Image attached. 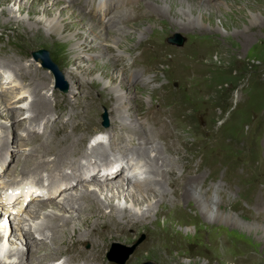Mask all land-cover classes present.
I'll return each mask as SVG.
<instances>
[{
	"label": "rangeland",
	"instance_id": "1",
	"mask_svg": "<svg viewBox=\"0 0 264 264\" xmlns=\"http://www.w3.org/2000/svg\"><path fill=\"white\" fill-rule=\"evenodd\" d=\"M113 1L45 2L44 5L50 7L52 16H76L73 21L64 20L69 27L77 26L64 35L52 33L46 24L48 18L43 14L44 6H34L35 0H18L0 7V62L8 59L17 61L18 65L28 66L35 71L39 79H49L48 86L41 95H46L53 106V114H48L47 119L43 120L40 116L35 118L36 123H31L28 119L32 113L26 111L34 104L30 82L21 80L13 68H4L5 65L0 63V107L2 110L7 108L14 120L11 128L0 134V200H3L8 191L23 187L34 189L28 193L29 208L22 211L21 206L19 211L9 212L19 216L18 225L8 232L4 241V234L0 236L3 245L0 262L18 264L23 259L24 262L28 261L26 264H45L46 260H51V255L59 253L57 256L64 257L57 264H64L67 260L70 264L69 258H65L66 254L73 250H85V255L90 256L88 260L94 264H117L108 257L112 245L131 248L144 238L126 264H264L262 231L248 229L234 220L209 217L196 205L194 198H179L187 188L193 191L200 189L205 196L213 197L214 203L222 211L235 214L245 222L264 225V0H193L209 7L195 11V18H200L198 22L195 21L194 26L186 29L183 28L185 25H179L172 17L170 8L163 10L156 6V10L149 7L148 2L154 4L155 0H137L130 3L126 1L124 6ZM213 2H221L223 5L215 6ZM20 4L26 6V10H20ZM70 5L74 7L71 8ZM30 8L38 10V14L29 16ZM2 10H6L13 21L2 16ZM203 15L211 17V20L203 19ZM38 23H41L44 38L33 36L29 31ZM88 23H94L96 27L100 24L99 28L108 30V33L105 30L104 34L97 32L96 37L88 36ZM129 27L132 28L126 29ZM113 29L121 30V34L127 36L125 42L118 45L121 46L120 49L114 44L118 43V39H112L114 43L110 40L111 35H118ZM176 34L184 39L182 46L170 42ZM75 37L81 38L82 42L85 39V47L78 50L79 44H67V40ZM75 47L77 52L74 53L72 49ZM40 50L49 53L51 61L59 69V77L44 68L41 61L34 59L33 52ZM104 51L109 53L108 57L103 55ZM119 52L123 53L118 55ZM108 63L114 65L113 81L100 70ZM79 66L94 72L85 73L83 68L77 69ZM123 77H126L129 88L132 89L127 92H133L131 99L135 120L139 116V122L144 128L140 135L124 131L118 117V106L113 97L114 89L120 87ZM96 102L99 104H95ZM33 115L35 116L34 113ZM105 115L108 118V127L104 126ZM22 123L25 128L19 129L16 125ZM61 127L65 128L62 131H67L74 139L83 136L79 146L87 154L91 153L92 148L102 144L109 152L105 155L107 161L109 154L110 162L143 160L132 163L133 165L128 163L124 176H116L112 180L113 185L122 184L124 191H115L116 198L111 200L115 206L131 211L135 209L139 214L151 210L150 217L144 220L141 228L112 232L108 241L102 243L104 249H95L100 255L93 259L91 250L95 241H99L96 234L82 237L79 244L68 245L53 243V239H61V228L51 238L41 235L42 230L48 232V225L51 227L57 222L61 224L64 218L78 219L83 214L87 215L92 198L86 197L87 204L82 214L47 208L43 210L46 211L43 215L33 218L39 212L38 199L42 193L49 197L47 200L60 203L64 198L74 195L79 199V194L83 192L69 190L73 185L54 193L48 186L51 180L54 181V177L47 172L24 175L21 174L22 165L15 169L19 161L25 163V158L26 162L32 160L33 166L50 161V154L36 151L39 149L37 141L41 136V143L51 142L54 134L52 132L58 130L59 146L65 147L71 143H63ZM103 129L109 130L91 139L89 146L93 147L85 146L90 136ZM120 135L135 141L133 145L125 141L127 149L132 152L128 156L122 155L120 144H116ZM146 143L148 144L145 146ZM138 145L142 147L141 150L137 149ZM145 147L151 158L135 159V154L142 152ZM158 153H164L162 157L173 163L169 167H163L162 161L155 165L157 161L153 159ZM91 161L96 168L99 163L97 158L93 157ZM77 163L81 164V172L77 174L87 177L90 163L87 159ZM160 168L167 175L170 173V177L157 174ZM99 170L100 168L97 173ZM147 176L150 177L144 182ZM127 177L133 183L128 182ZM40 178H43L41 183L38 182ZM150 178L164 184L169 197L178 201L172 202L176 205L173 213L156 216L155 206L159 196L154 198L151 195L152 197L146 199L148 202L141 198L144 203L140 206L132 203L131 195L138 191L135 181H143L144 186ZM167 182L172 184L168 185ZM98 183L91 184L89 188H96L100 192L99 200L104 202L107 191H99ZM152 188L158 195L162 193L160 184L154 187L152 185ZM51 192L54 196L49 195ZM20 195L18 193L19 197ZM174 195L176 198L172 197ZM29 210L32 217L29 216ZM104 212L110 214V209H105ZM49 213L57 214L58 218L44 216ZM202 224L220 227L226 229V232H236L241 238L230 249L228 246L224 251H218L208 243L206 234L200 231ZM20 225H32L40 248L32 249L26 244V240L21 239ZM83 229L88 234L89 229ZM12 231L14 233L9 237ZM83 238L86 239L84 243ZM18 251L21 253L17 254ZM51 264H56V261Z\"/></svg>",
	"mask_w": 264,
	"mask_h": 264
},
{
	"label": "bare ground",
	"instance_id": "2",
	"mask_svg": "<svg viewBox=\"0 0 264 264\" xmlns=\"http://www.w3.org/2000/svg\"><path fill=\"white\" fill-rule=\"evenodd\" d=\"M136 1L137 0H114L113 3L121 5V6H124L125 2L126 3H130V2H136ZM155 1L156 2H154V4H151V3L148 2L149 7L152 6L156 10H157L156 6L159 9H163V10H167L168 8H170V12H171L172 17H174V19H176V22L179 25H185L186 27L182 26L184 29L190 28L191 26H194L193 24H196L195 23L196 20L198 22L200 17L195 18V14H196L195 11H197V10H201L202 11V9H205V7L206 8L209 7L208 5L207 6L204 5L202 2H196V1H193V0H155ZM11 2H13V3L14 2H18V0H0V7H4L8 3H11ZM45 2H48V0H35L34 6H36V7L40 6V5L44 6L43 14H44V16L46 18H48V20L46 21V24L50 27V29L52 30V33H57V35L58 34L64 35L67 32H70V31H72L73 29H75L77 27V26L69 27L67 24L64 23V20L73 21L76 18V16H74L72 14H71L70 17L68 16L67 18L65 17L66 14L65 15L61 14V15H53L52 16V15H50V7L45 6L44 5ZM214 5L215 6H220V5H223V4L221 2H215ZM70 7H71V5H70ZM73 7H71V8H73ZM210 8H212V7H210ZM20 10H26V6H23V5L20 4ZM190 13H191L192 16H194V18L190 15ZM36 14H38V10H36L35 8H30L29 9V11H28V15L29 16H33V15H36ZM1 15L2 16H6V17H8L10 19L9 13L6 10H2ZM157 15H159V14L157 13ZM176 15L178 16L177 18H176ZM200 15H201V12H200ZM78 16H80L79 13H78ZM71 17H72V19H70ZM82 17H84V16H82ZM85 18L86 17H84V19ZM208 18H209L208 16H204L203 15V19H208ZM117 19H116V21H117ZM10 21H13V19L11 18ZM87 21H89V20H87ZM118 22H120V21H118ZM40 24L41 23L36 24L29 31H31L33 36L44 38L43 35H42V31H41V28H40L41 25ZM108 24H109V22H108ZM99 25H98V27H96L94 25V23H88L86 25L88 36L96 37L97 36V32L104 34L103 32L106 29H103L102 27L99 28ZM114 26H115V24H114ZM107 27H110V26L108 25ZM135 27H136V25H135ZM131 28L132 27H129V28H126V29H131ZM113 30H115V32H117L118 35H115V34H114L115 36L111 35L112 38L110 40H112L114 38L118 39V43H114L115 39L112 40V43H114L117 46V49H120L121 46H118V45H122L125 42V40L127 39V36H123L121 34V30H117V29H113ZM105 32L108 33V30H106ZM51 36H53V35H51ZM84 41H85V39H84ZM81 42H82V39L81 38H76V37L73 40H67V44H69V46L73 45V44L74 45H78L79 44L78 45V48H79L78 50L82 49V47H85V43L86 42H84V46L82 45L83 42H82V44H81ZM87 45H90V44H87ZM72 50L74 51V53L77 52V48L76 47L73 48ZM121 53H123V52H119L118 55H120ZM103 55L105 57L106 56L108 57L109 53L106 54V51H104ZM114 56H117V55H114ZM0 63H2V65H5L4 68L5 67L6 68H13L14 72L17 75L20 76L21 80H24V81L27 80L28 82H30V85H31V89H30L31 92L30 93L34 94V99H33V101H34L33 103L34 104H32L30 106V108L27 109L26 111L28 113L31 112L32 116H34L33 113L35 114L34 117L31 116L28 119V120L31 121V123H33V122L36 123L37 120H35V118H37V117L42 116L43 120H44L48 114H49L48 116H50V114H53L52 113L53 112V106L51 104L50 99L46 95L45 96L41 95L42 91H44L45 88L48 86V83H49L48 81H50L49 79L48 80H47V78L44 79V77L42 79H39L40 77L35 73V71H33L30 67L28 68V66L18 65L17 61H11V60L8 59V60H3ZM73 64L75 66V63H73ZM11 65H13V66H11ZM113 67H114L113 64H111V63L109 64L108 63L107 65L105 64L104 66H102L101 69H100V70H102V72H104L106 77L110 78L111 81L114 80V77L112 76V74H113L112 73V68ZM82 68H83V70L86 69V68H84L82 66H79L77 69H82ZM92 72H94V71L93 70H88V69L85 70V73H92ZM128 83H129V81L126 79V77H123L121 79V83L119 85L120 87L114 89L115 95H114L113 98H115V100H116V103H117V106H118L117 107V110H118L117 113L119 114L118 117H119V119L122 122L121 124H123V126H124V127H122L124 129V131H127L128 133H133L135 135H140L141 133L143 134L144 128H143V125L139 122L140 120H139V116L138 115H137L138 116L137 121L135 120L136 116H135V111H132L133 104H132V99H131V97H133V92L132 93H128L127 92L128 89L132 90L131 88H129V84ZM9 87L10 86L8 85V88ZM36 89H38V90H36ZM24 98H22V99H24ZM87 102H89V101H87ZM68 104H71V103H68ZM95 104H99V103L96 102ZM4 109L5 110H2L1 107H0V120H4V122L6 121L5 123H1V121H0V134L3 131H5V130L7 131L9 128H11V126L14 123V120H13V118L11 116V113L8 111L7 108H4ZM114 124H116V122ZM16 126H19V129H21L22 127L25 128L23 123H22V125L18 124ZM64 129H65L64 127H61V132H60L61 135L63 134V136H64V139L62 140L63 143L71 142L68 145H66L65 147L59 146L60 145L59 144V139L60 138H58V130H54V129H53L54 132H52V134L54 133L53 134V140L51 142H45L44 143L43 140H42L43 143H41L40 140H41L42 136L37 141L39 149L37 148L36 151L41 150V151H44L45 154L46 153L50 154L49 155L51 157L50 161L44 162L43 164H39V165L35 164V166H33L32 165V160H29V161L27 160V162H26L27 158H25V163L24 162L20 163V161H19L17 163V165L15 166V169H17V167L22 165L21 174H24V175L31 174V173L39 174L42 171L47 172L48 175L50 174L51 177H54V181L51 180V182L48 185V186H50V189L54 193L59 191L60 189L67 188V187H72L73 185H74V187L73 188H69V190H76L77 193L83 192V194H79V199H76V197H74L75 196L74 195V196H71V197L64 198L63 201L60 202V203H55L53 201L47 200L49 197L46 196V193H42L41 197H39V199H38L40 201L39 202L40 204H38L39 212L36 213L35 216H33V214L31 213V210H29L28 213H29L30 217L33 216V218H34V217H37V216L39 217V215H43L46 212V211L43 212V210H46L47 208H59V209H63L64 211H75V212H78V213L82 214L84 212L83 211L84 206H85V204H87L86 203V197H91L92 198V200L89 201L91 203V206L89 205L90 206V210L87 213V215L83 214L78 219H74V218H72V219L66 218L65 219L64 218L63 222H61V224H57V223H59V222H57L55 225H52L51 227L48 225L47 228H46L48 232H45V231L42 230L41 235H44V237L49 236L51 238L52 235L56 236V230L61 228L62 229L61 236H60L61 239L60 240L53 239V243L56 244V245H68L69 243L79 244L82 237H86V236H88L90 234H96L99 237L98 238L99 241H95V245L93 246V248L91 250V253H92L91 257L93 259L94 256L100 255L99 252H96L95 249L102 248L103 247L102 243H106V241H108L109 235L112 232H115V231L127 232V231H130V230L133 231V229H135V228L136 229L137 228H141L142 225H144V220H147L150 217L149 216V214H150L149 212H151V210H147L146 213L142 212L141 214H139V212H137L134 209V210H132V211L135 212L134 213L131 210L121 209V208L115 206L114 201L111 200L113 198H116L115 191H116V193H122V190L124 189V188H122V187H124V186H122V184H119L118 186L116 184L113 185V181L112 180L116 176H118V178H122L124 176L123 174L126 173V171H127V167L129 165L128 163H131V164L133 163L134 164V163H138V161H143V160H136V161H133V162L128 160V163H126V162L123 163L120 160H118V161L117 160H114V161L111 160V162H110V159H111L110 157L111 156L109 154L108 155V161H107L105 155H106V153H109V152L106 151L102 147V144H99L95 148H92L91 153L87 154V152L84 151V149H81L80 146H79V144L81 143L80 141L83 140V136H81L80 138L78 137V138L74 139L67 131H62ZM103 130L102 131H98L95 135L90 136V139L85 144V146L87 145L88 148L93 147L92 145L89 146L91 139L94 138V137H98V135L100 133L107 132L109 129L104 130V131ZM76 131H77V129H76ZM76 131H75V133H76ZM150 131H152V130L150 129ZM112 132H113V130H112ZM148 136H146V137H148ZM134 137H136V136H134ZM150 137H152V136H150ZM71 139H73V142H72ZM56 140H57V142H56ZM142 140H144V139H142ZM125 141H127V143L129 142L131 145H133V143H135V141L130 139V138H125V137H123L121 135L117 139L116 144L117 143L120 144L119 147H120L122 155L124 154V155L128 156L132 152H129V150L127 149L128 145H127V143H125ZM147 144L148 143H146L145 146ZM54 147L56 148L55 150H54ZM138 148H140V150H141L142 147H140L138 145L137 149ZM142 150H143L142 152H140V153L138 152L137 154H135L136 155L135 159H144V158H147V157L151 158V157H149V151L147 150L146 147L144 149H142ZM163 154L164 153H158V155L155 156V158L153 160H155L157 162H155L154 164L158 165L159 162L162 161L163 167H169L173 162L169 161V159H165L164 157H162ZM93 157H96L97 160H98L97 162H99L98 165L96 166V168L94 167L95 163H92L93 161H91V159ZM102 158H103V160H102ZM83 159H87L88 163H90L89 164V169H90L89 170V175H87V177H84L82 174L78 175L81 172V164L79 163V165H78L77 162H79V161H81ZM157 167H159V166H157ZM77 168H79V171L75 172V170H77ZM99 168H100V170H99L98 173H100V174L97 173ZM161 169L162 168L158 169L156 173L161 175V176H166L167 174L165 172H163ZM59 172L64 173V175H58V174H61ZM77 175L79 177H77ZM167 176L170 177V173ZM149 177L150 176H147L145 178L144 182H146L149 179ZM61 178H63V179H61ZM127 180H128V182H132L133 183V181H131L128 177H127ZM42 181H43V178H40L38 180V182H40V183ZM137 181H135L136 183H134V185L137 187L138 191H137V193L135 195H131V200H132V203L134 204V206H140L142 203H144L141 200V198H144L145 202H148L146 199L149 198V197H152L151 195H153L154 198L156 196L160 197L158 202H157V204H156V206H155V209L157 210V213H156L157 217L160 216V215H169L170 213L174 212V209L176 207L175 203H178V201H176L174 199H171L170 198L171 196L169 197V192H167V190L164 189V187H163L164 184H162V183H160V182H158L157 180H154V179L151 180V178L147 182V184L144 185V186H143V183H144L143 181L142 182H137ZM96 182H99L98 183L99 184L98 185L99 186L98 187L99 191H101V192L102 191H104V192L107 191V193H106L107 199L104 202H101L99 200L100 199L99 198V193L100 192H97L96 188L93 189V190H91L89 188L91 186V184L96 183ZM159 184L161 185V192H162V193H160V195H158L156 193V191L152 190L153 189L152 185L154 187V186H157ZM167 184L171 185L172 183L167 182ZM180 184L182 186H184V184L182 182ZM190 185H193V184L191 183ZM80 186H82L83 190H82V188L80 189ZM187 189L188 190H186V191L184 190L183 191L182 196H180L179 198L180 199H183V198L185 199V198H190V197L194 198L195 202H196V205L202 211H204L209 217H215L217 219L225 218L226 220H229V219L230 220H234V221L246 226L248 229L258 230V231H262V233H264V225L259 224V223L245 222L244 220H242L239 217H237L235 214H232L230 212L228 213L226 211H222L220 208L217 207V204L214 203L213 197H211L212 198L211 199V198L205 196L204 193L202 191H200V189L198 191H193L190 188H187ZM33 190H34L33 187L32 188L23 187V188H19V190L8 191V193L14 192L15 194L19 193L21 195H20V197L17 200L18 203H16L14 205V208L11 209V206H9L8 207V212L5 211V212H3V214H5V216L7 218L9 217V219H10V216H12V218L19 217V216L14 215V213H9V212L10 211H12V212L19 211V207H21V206H22V209H21L22 211L23 210L25 211L27 208H29L30 204L27 203L28 202L27 199H28V196H29L28 193L29 192L30 193L33 192ZM77 193H76V196H77ZM15 194H13V195L15 196ZM6 195H8V194H6ZM49 195H53L52 192ZM177 195L179 196V191H178ZM37 196H39V195H37ZM172 197L176 198L175 195L172 196ZM81 201H84V203L82 204ZM172 202H175V203H172ZM105 209H110V214H106L104 212ZM65 214H66V212H65ZM23 215H24V213H23ZM44 216H46L48 218H51V219H57L58 218L57 214H50L49 213L48 215H44ZM3 221H4V219H2L0 221V226H1L0 227V236L2 234L6 233V227L4 226ZM22 223H24V222H22ZM10 225H12V223ZM20 226H19V232H20V237L22 236L21 239L26 240V244L29 245L32 249L40 248L37 245L39 242H37L38 239L35 237L36 233L35 232L33 233V231H32V228H31L32 225H29L28 227L26 225H23L21 227ZM83 228L89 229V231L87 230L88 234H86V231ZM40 229H41V227H40ZM245 230H246V228H245ZM13 231L11 232L9 237H11L13 235V233H14ZM200 231H203L206 234V236L208 237V239H207L208 243L211 244L214 248H217L218 251H224V248L228 247V246H229V249H230V247L232 245H234L235 242L239 241L240 238H241V237H239L240 235L238 236L236 234V232H230V231L226 232L227 231L226 229L224 230L223 228L210 226V225H207V224H202V227L200 228ZM85 241H86V239H84L82 242L84 243ZM114 245H112V246H114ZM102 249H104V247ZM2 250H3V245H2V242H0V252ZM45 250H46V248H45ZM103 252H104V250L102 251V253ZM19 253H21V252L18 251L17 254H19ZM32 253H33L32 257H34L35 252L33 251ZM86 253L87 252L85 250L83 252L82 251L73 250L69 254H66L65 258L66 259L69 258V260L71 262L70 264H94L93 261L88 260L90 258V256L87 257V255H85ZM12 254H13V251L10 252V255H12ZM58 254L51 255L50 256L51 260H49V259L46 260L47 262L45 264H47V263L51 264L54 261H56V264L58 262H60V259L62 257H64V256H57ZM86 260H87V262H86ZM67 261L64 264H68ZM26 263H28V261L24 262V260L21 259V261L18 264H26ZM0 264H2V263L0 262ZM32 264H34V262ZM39 264H41V262ZM95 264H97V263H95Z\"/></svg>",
	"mask_w": 264,
	"mask_h": 264
},
{
	"label": "water",
	"instance_id": "3",
	"mask_svg": "<svg viewBox=\"0 0 264 264\" xmlns=\"http://www.w3.org/2000/svg\"><path fill=\"white\" fill-rule=\"evenodd\" d=\"M170 42L173 44H176L177 46H182L184 39L181 38L178 34L174 35L173 38L170 39ZM32 56L34 57V59L36 61H41L42 62V66L52 72H54L55 74L58 75V77L60 76L59 72H58V67L51 61L49 53L44 51V50H40V51H36L33 52ZM57 77V76H56ZM104 126L108 127L109 126V122H108V118L105 115L104 116ZM144 239V238H143ZM143 239H141L134 247H124L121 246L119 244H115L113 246V248L111 249L110 253H109V258L111 261L117 263V264H126L127 260L129 259L130 255L134 252V250L137 248V246L143 241ZM144 264H154L152 262H146Z\"/></svg>",
	"mask_w": 264,
	"mask_h": 264
}]
</instances>
